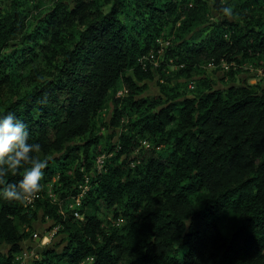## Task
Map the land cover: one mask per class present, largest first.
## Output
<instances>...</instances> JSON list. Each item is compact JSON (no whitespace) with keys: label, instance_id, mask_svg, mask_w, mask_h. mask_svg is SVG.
<instances>
[{"label":"trees","instance_id":"16d2710c","mask_svg":"<svg viewBox=\"0 0 264 264\" xmlns=\"http://www.w3.org/2000/svg\"><path fill=\"white\" fill-rule=\"evenodd\" d=\"M242 1L238 9L233 0H212L215 12L230 6L235 15L205 23L207 0H54L26 30L35 2L0 0V90L10 93L0 100V118L12 113L22 121L28 142L40 144L41 159L48 160L44 174L58 170L59 180L77 195L85 176L79 165L89 167L87 144L96 136L88 134L73 176L63 158L72 150L79 156L75 140L90 133L92 116L110 91L122 84L130 104L144 102L135 99L137 81L154 75L138 57L160 48L157 37L166 22L177 31L165 48L190 61L182 68L186 74L204 57L229 62L264 51V0ZM196 26L205 34H197ZM20 59L22 65L36 61L32 76L10 73ZM178 95L176 86L162 85L133 120L136 133L172 137L169 151L146 148L144 164L131 166L136 155L129 142L135 138L121 134L112 158L124 153L126 169L100 171L91 184L88 177L81 196L82 212L90 201L104 202L114 215L131 205L142 204L145 211L107 228L101 225L107 216L83 212L78 218L75 209L64 215L42 199L43 211L67 236L58 249L43 246L31 264H119L126 256L125 264H264V79ZM23 172H10L7 182L18 184ZM200 190L207 197L196 207L193 195ZM219 210L235 217L230 233L217 223ZM31 219L27 202L0 195V241L9 246L0 264H10V253L21 251Z\"/></svg>","mask_w":264,"mask_h":264},{"label":"rangeland","instance_id":"374dc122","mask_svg":"<svg viewBox=\"0 0 264 264\" xmlns=\"http://www.w3.org/2000/svg\"><path fill=\"white\" fill-rule=\"evenodd\" d=\"M33 1L35 2L34 5H32L34 6L32 10L34 16L28 20L29 22L25 27V29L27 28L26 30H29L31 27L33 28L37 21V17L44 14V12L48 10V7L52 6L54 3V0ZM224 1L229 2V0ZM251 1L252 0H248V2ZM179 2L182 3V1ZM233 2L237 3L238 9L244 6L242 0H233ZM207 3L208 18L205 23L211 18H215L216 20L220 19L223 15L222 11L215 12L216 10L211 7L212 0H207ZM179 10L177 11L179 12ZM177 14L176 12L173 16ZM121 15L126 18L125 14ZM178 22L177 20L176 24H178ZM175 26L171 24V21L166 22L160 30V35L157 37V40L160 41V48H151L147 53L141 54L138 57L139 61L145 67L147 65L151 67L154 76L137 81L139 90L135 93L136 100L140 101L142 98L146 100V98L154 96L159 88L162 90V85L176 86L179 90V95L182 93L193 96V94L197 93L200 89H205L206 85H214V87L234 85L239 88L241 85L247 83L259 84L263 81L264 51L255 52L249 56L240 57L238 61L231 60L229 62L224 59L215 60L214 58L204 57L198 62H194L195 64L193 63L194 66L188 74L184 73L182 68L185 66V62L187 64L190 61H183V56H181L183 57L181 59L179 55L172 54L165 48L177 31ZM195 29H197L195 32L198 34L201 26H196ZM201 34H205L203 30ZM22 63L23 61L11 68L12 72L10 73L17 76L18 74L27 72L30 74L29 76H32L33 74L30 72L29 67L36 64V61L25 65H22ZM25 77L26 75H23V78ZM9 95V92L0 90L1 101L4 100V97H9ZM128 97L129 92L122 84L116 90L110 91L102 107L92 116L90 133L88 132L75 140V142L79 144V156L77 157L75 151L72 150L68 156L63 158L66 163L65 165L68 166L65 170L67 175L73 176L76 173V164L82 162L85 147L83 143L86 142L85 140L88 134L96 136L97 140L91 142L90 145L87 144L88 157L90 160L89 167H87L86 164H82L79 165V170H84V178L86 179V177H89L88 183L90 184L91 177H95V174L100 171H106L108 174H111L113 173V171L111 172L112 167L126 169V164L122 161L124 153L117 156L115 159L112 158V156H114L113 154H115V150L122 142L121 134L127 133L135 138L134 141L129 142L133 145L130 152L136 155V159L129 162L131 166L134 165L139 168L144 164L141 155L146 148H153L155 150L161 149L165 152L169 151L168 147L172 143V137L162 136L159 132H152L149 130L144 131L142 134L134 131L136 126L133 124V120L137 117L138 112L147 105V102L144 100V102L139 103L140 105L134 103L130 104L129 99H127ZM117 109L120 112L116 113ZM115 115H117V117ZM177 121L179 123L181 119ZM111 143L113 148L109 149ZM42 155L43 154L40 152L36 156L42 158ZM52 156V154H49L48 158L51 159ZM59 177L60 173L58 170L52 171L50 174H44L43 180L41 181L43 190L27 202L31 207V223L25 226L28 233L25 240H23L21 251L10 253V264H31L33 259L39 258L40 255L37 252L41 251L43 246L48 245L58 249L62 246L63 241H66L67 234L66 231L63 230L61 223H59L55 217L43 211L42 199H47L49 200V204L56 205V211L63 212L64 215H66L68 209H75L79 213V215L74 213L78 218L82 217L83 212L97 213L101 218H106L105 216H107V220L103 219L101 221V225L104 227L108 226L107 228H110L112 225H125L130 220L138 218L145 211L142 204L135 206L131 205L126 212L123 211L124 208H120V212L114 215L113 210L108 209L104 202L90 201L83 206L82 210L84 211L82 212L80 211L83 205L81 196L86 193L87 181H81L82 179L78 181L82 190H80L77 195H74L73 191L68 186L63 185L64 182L60 181ZM206 197L207 193L205 190H200L195 193L193 195L195 206L198 207L202 204ZM38 198L41 203H38ZM216 219L220 229L225 233H230L233 230L235 217L230 213L219 210ZM8 253L9 246L0 241V256L5 257ZM129 258V256H126L119 264H125ZM87 262H89V260L82 264H87Z\"/></svg>","mask_w":264,"mask_h":264},{"label":"clouds","instance_id":"9594fccd","mask_svg":"<svg viewBox=\"0 0 264 264\" xmlns=\"http://www.w3.org/2000/svg\"><path fill=\"white\" fill-rule=\"evenodd\" d=\"M223 15L234 18L233 8L222 6ZM26 125L9 113L0 118V195L6 200L26 203L43 190L41 181L44 169L48 166L47 159L34 156L41 152L40 144H30ZM27 166V167H25ZM24 168L23 178L19 183H8L6 177L11 172L16 174Z\"/></svg>","mask_w":264,"mask_h":264},{"label":"built area","instance_id":"2783aa9c","mask_svg":"<svg viewBox=\"0 0 264 264\" xmlns=\"http://www.w3.org/2000/svg\"><path fill=\"white\" fill-rule=\"evenodd\" d=\"M87 179H88L87 177H86V179L84 178V182H86ZM84 185H85V183H84ZM79 187H80V186H79ZM84 187H85V186H84ZM80 188H81V190H82V187H80ZM74 213L77 214V215H79V213L77 212V210H74Z\"/></svg>","mask_w":264,"mask_h":264}]
</instances>
